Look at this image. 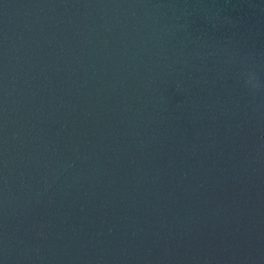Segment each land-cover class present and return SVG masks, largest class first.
Returning <instances> with one entry per match:
<instances>
[{"label":"water","instance_id":"water-1","mask_svg":"<svg viewBox=\"0 0 264 264\" xmlns=\"http://www.w3.org/2000/svg\"><path fill=\"white\" fill-rule=\"evenodd\" d=\"M0 264H264V0H0Z\"/></svg>","mask_w":264,"mask_h":264},{"label":"clouds","instance_id":"clouds-1","mask_svg":"<svg viewBox=\"0 0 264 264\" xmlns=\"http://www.w3.org/2000/svg\"><path fill=\"white\" fill-rule=\"evenodd\" d=\"M249 83H251V80H249ZM253 87H255V85H253Z\"/></svg>","mask_w":264,"mask_h":264}]
</instances>
